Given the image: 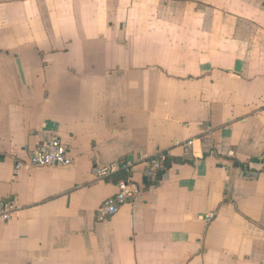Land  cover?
<instances>
[{
	"label": "crops",
	"instance_id": "0c3cea01",
	"mask_svg": "<svg viewBox=\"0 0 264 264\" xmlns=\"http://www.w3.org/2000/svg\"><path fill=\"white\" fill-rule=\"evenodd\" d=\"M50 137L70 165L18 168ZM251 171L264 0H0V264H264ZM129 176L135 198L97 222Z\"/></svg>",
	"mask_w": 264,
	"mask_h": 264
},
{
	"label": "built area",
	"instance_id": "2783aa9c",
	"mask_svg": "<svg viewBox=\"0 0 264 264\" xmlns=\"http://www.w3.org/2000/svg\"><path fill=\"white\" fill-rule=\"evenodd\" d=\"M66 146L57 138L50 137L42 141L30 154L26 161L18 164V168H51L57 166H68L71 163L67 154ZM167 161V155L157 153L152 159L143 161L144 174L148 179H153L157 172L163 171ZM133 165L129 161L119 163L118 167L109 166L99 170L103 177L111 176L121 170L129 175L132 174ZM249 180L264 178V171H251L247 173ZM132 177V176H131ZM130 176L117 182V192L115 195L106 198L98 207L95 213L97 222H104L111 219L125 203L131 202L137 194V185ZM14 211V202L0 200V219L7 221L11 219ZM214 217L208 214L206 220L210 221Z\"/></svg>",
	"mask_w": 264,
	"mask_h": 264
}]
</instances>
